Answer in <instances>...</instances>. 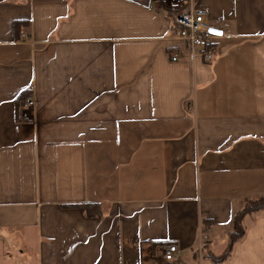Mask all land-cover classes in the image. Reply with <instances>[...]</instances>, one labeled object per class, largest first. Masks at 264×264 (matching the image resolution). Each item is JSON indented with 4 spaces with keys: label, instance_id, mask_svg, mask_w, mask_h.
<instances>
[{
    "label": "crops",
    "instance_id": "obj_1",
    "mask_svg": "<svg viewBox=\"0 0 264 264\" xmlns=\"http://www.w3.org/2000/svg\"><path fill=\"white\" fill-rule=\"evenodd\" d=\"M167 3L0 0V264H264V210L214 258L264 195V0H194L211 62Z\"/></svg>",
    "mask_w": 264,
    "mask_h": 264
},
{
    "label": "built area",
    "instance_id": "obj_2",
    "mask_svg": "<svg viewBox=\"0 0 264 264\" xmlns=\"http://www.w3.org/2000/svg\"><path fill=\"white\" fill-rule=\"evenodd\" d=\"M167 6L172 12L175 35L187 41L193 56L200 53L207 62L213 61L217 54L216 38L225 34L223 28L211 24L207 10L197 7L194 0H168ZM172 58L177 60L178 55ZM34 106V97H26L19 105L18 119L30 118ZM181 252V247L176 243L162 246V257L169 263L175 261Z\"/></svg>",
    "mask_w": 264,
    "mask_h": 264
},
{
    "label": "trees",
    "instance_id": "obj_3",
    "mask_svg": "<svg viewBox=\"0 0 264 264\" xmlns=\"http://www.w3.org/2000/svg\"><path fill=\"white\" fill-rule=\"evenodd\" d=\"M24 23V21L17 20L15 22V28L16 32H19L20 26ZM28 96V94H23L21 96L22 101L25 100V98ZM79 207L81 209L91 215V216H98L101 215V209L99 204H80ZM264 210V195L253 198V199H246L243 207L235 213L233 217V229L229 234L227 247L223 251L221 255L218 257H214L217 261H222L227 258L229 253L231 252L233 245L242 238L245 232V227L243 224V220L247 214L263 211Z\"/></svg>",
    "mask_w": 264,
    "mask_h": 264
}]
</instances>
